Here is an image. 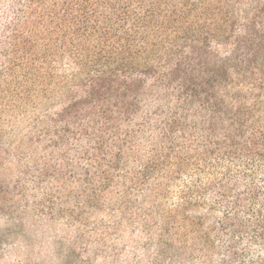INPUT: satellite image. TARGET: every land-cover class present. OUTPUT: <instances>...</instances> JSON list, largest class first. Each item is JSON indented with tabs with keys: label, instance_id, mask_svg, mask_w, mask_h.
Wrapping results in <instances>:
<instances>
[{
	"label": "trees",
	"instance_id": "trees-1",
	"mask_svg": "<svg viewBox=\"0 0 264 264\" xmlns=\"http://www.w3.org/2000/svg\"><path fill=\"white\" fill-rule=\"evenodd\" d=\"M34 211L138 222L147 264H264V0H0V214Z\"/></svg>",
	"mask_w": 264,
	"mask_h": 264
},
{
	"label": "rangeland",
	"instance_id": "rangeland-1",
	"mask_svg": "<svg viewBox=\"0 0 264 264\" xmlns=\"http://www.w3.org/2000/svg\"><path fill=\"white\" fill-rule=\"evenodd\" d=\"M11 126L25 135L29 127L20 122L6 126L9 137L3 144L5 161L1 179L15 185L20 172L12 157ZM71 145L72 149L78 147L75 142ZM47 191H36L30 186L28 195L18 199L21 211L32 207L35 198ZM90 216L82 227L66 218L51 220L44 211L31 212L22 225L0 214V264H147L148 255L144 251L147 235L140 223H124L117 229L120 220L110 215V211L91 212Z\"/></svg>",
	"mask_w": 264,
	"mask_h": 264
}]
</instances>
